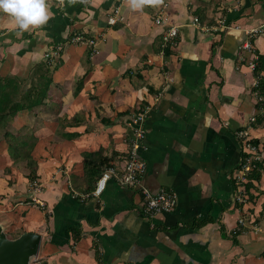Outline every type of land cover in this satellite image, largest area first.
Masks as SVG:
<instances>
[{
    "label": "crops",
    "instance_id": "obj_1",
    "mask_svg": "<svg viewBox=\"0 0 264 264\" xmlns=\"http://www.w3.org/2000/svg\"><path fill=\"white\" fill-rule=\"evenodd\" d=\"M48 3V24L19 35L0 12V77L49 85L39 116L25 110L13 118L36 125L34 150L60 167L53 179L42 168L47 207L26 219L25 231L42 236L38 264H264V195L257 181L241 184L237 169L240 132L259 140L264 168V126L251 121L261 113L251 65L264 56V0H162L142 10L125 0ZM116 9L120 19L110 25ZM161 15L166 21L157 23ZM171 26L178 37L164 45ZM76 35L96 39L98 53L71 44ZM59 46L57 59L46 58ZM145 110L142 187L177 198L172 213L153 217L140 187L111 180L92 197L99 177L89 183L83 162L103 151L121 163L133 119Z\"/></svg>",
    "mask_w": 264,
    "mask_h": 264
},
{
    "label": "rangeland",
    "instance_id": "obj_2",
    "mask_svg": "<svg viewBox=\"0 0 264 264\" xmlns=\"http://www.w3.org/2000/svg\"><path fill=\"white\" fill-rule=\"evenodd\" d=\"M55 64L56 63L53 62L52 66L54 67ZM50 76H52V73H50L48 78H50ZM26 84L28 85L29 81H27ZM34 112L36 115L39 114L33 110V113ZM259 115H264V112H261ZM47 118L55 120L56 115L51 113ZM251 121L255 122V120ZM34 125L35 124H31V126L29 125V128L20 129L21 126L15 122V119H10L8 128L12 130V132H16L15 134L18 135V137H26L28 143H32L34 146L37 140L34 136L36 131L27 130L32 128ZM35 126L34 128H36ZM260 126H264V124ZM4 132L5 131H0V221L4 225L3 229L7 237L13 240L26 232V219L32 209H39L42 213L46 210L47 206L45 201L39 197V193L44 190L43 178H45V176L42 174V168L46 169L48 177L53 179L55 172L57 171H55V169L57 168L60 170V167H57L53 162L48 160V152L43 151L42 148L34 150V147H28V143L25 144L26 147L23 146L22 148H18L15 145L14 147L17 150L13 149L14 155L12 157L9 152V143L12 144L14 140L11 138L6 140ZM51 154L55 158L54 160L60 156L58 149L53 151ZM28 156L35 161L34 164H29V159L27 158ZM32 170L37 171V177L34 180H31L30 178ZM39 171L41 174L40 176L38 174ZM261 172H264V168ZM71 183L77 191L80 190V187L76 186L78 185L77 179L73 177L71 179ZM262 184H264V180L255 184V192L257 194L264 195V185ZM38 201L41 202L39 203ZM9 225H12V228L6 227ZM39 259L38 253V255L32 259L31 264H38Z\"/></svg>",
    "mask_w": 264,
    "mask_h": 264
},
{
    "label": "built area",
    "instance_id": "obj_3",
    "mask_svg": "<svg viewBox=\"0 0 264 264\" xmlns=\"http://www.w3.org/2000/svg\"><path fill=\"white\" fill-rule=\"evenodd\" d=\"M119 9L115 10V13L109 19L110 25H115L119 20ZM166 19L161 15L156 19L157 23H163ZM199 23L198 19H195L194 25ZM179 28L177 26H171L163 35L164 45H175V40L178 37ZM71 44H87L91 49V57L98 53L97 40L84 37L83 35H76L70 40ZM248 47V46H247ZM62 47H58L53 50L46 57L49 59H57ZM254 67V65H251ZM256 85V84H255ZM147 111L136 115L133 119V136L128 139V149L125 152V157L121 163H114L112 166L107 167L99 177L96 189L91 193L92 197L101 196L107 188L108 183L113 180L116 181L122 187H140L144 200V210L146 216H156L162 214L172 213L177 206V198L171 191L160 189L159 191L152 193L146 188L142 187L143 179L147 172V162L141 155V151L145 150L144 140L146 137V131L144 128V121ZM254 120V119H252ZM239 137L242 140L243 153L246 155L244 158L245 164L242 166L238 179L241 184H246L247 173L253 171L255 168L254 162H259L258 157L259 148L251 143V139L248 138L246 132H240ZM245 191V190H244ZM90 197V194L83 196ZM39 203L41 201H38ZM246 221L240 220L241 226L246 225ZM251 224L254 225L252 221Z\"/></svg>",
    "mask_w": 264,
    "mask_h": 264
},
{
    "label": "trees",
    "instance_id": "obj_4",
    "mask_svg": "<svg viewBox=\"0 0 264 264\" xmlns=\"http://www.w3.org/2000/svg\"><path fill=\"white\" fill-rule=\"evenodd\" d=\"M90 54L91 51H89V55ZM51 64H53V62L49 63V65ZM58 65L59 64L56 63L54 69H57ZM49 70L51 69L49 68ZM253 75L257 80V85L253 87V91L258 97L256 107L259 111L264 112V56L259 55L256 59L253 68ZM26 85L27 84L25 81L19 79L16 76L7 75L0 77V131H5L4 137L6 140H8V138L14 140L12 144L9 143V152L12 157L14 155L13 149L17 150L14 146L16 145L18 148H22L23 146L26 147L25 144H27L28 141L26 140V137H18V135L15 134L16 132H12V130L8 128L10 119L15 118L19 113L25 110L33 112L34 109L42 106L43 98L44 96L46 97V95H43V90L46 91L49 86L47 84L46 88L44 89L43 87H27ZM262 124H264V115H259L255 121V125L260 126ZM25 128H27V125L22 126L20 129ZM27 130L33 131V128ZM251 143L257 147L260 142L258 139H252ZM34 146L32 143H28V147L33 148ZM245 157L246 155L243 153L242 149L241 164L238 166V170H241L242 166L245 164ZM27 158L29 159L28 162L30 165L34 164L35 161L31 159L30 156H28ZM111 161L112 158L108 159L103 156V151H98L96 153H85L83 160L84 172L85 176L88 177V182L90 183L91 178L100 177L102 172L107 167H110L115 163V161H112L113 163ZM254 166L255 168L253 169V171L247 173V181L249 182H247V186L249 189L253 188V181L260 182L262 178L261 171H263V165L259 162H254ZM36 177L37 171L32 170V172L30 173L31 180H34ZM92 191L93 189L91 188V186H89L87 192L91 193ZM263 212L262 214H264ZM257 221H259V219L255 217V220L253 222L257 224ZM77 238H75V240Z\"/></svg>",
    "mask_w": 264,
    "mask_h": 264
},
{
    "label": "clouds",
    "instance_id": "obj_5",
    "mask_svg": "<svg viewBox=\"0 0 264 264\" xmlns=\"http://www.w3.org/2000/svg\"><path fill=\"white\" fill-rule=\"evenodd\" d=\"M69 2L75 3L76 0ZM81 2L86 3L87 0ZM125 3L133 10H142L145 6H157L162 0H125ZM0 12L6 14L16 25L18 35L43 28L52 17L48 0H0Z\"/></svg>",
    "mask_w": 264,
    "mask_h": 264
},
{
    "label": "water",
    "instance_id": "obj_6",
    "mask_svg": "<svg viewBox=\"0 0 264 264\" xmlns=\"http://www.w3.org/2000/svg\"><path fill=\"white\" fill-rule=\"evenodd\" d=\"M42 236L25 232L16 239H9L0 225V264H31L40 250Z\"/></svg>",
    "mask_w": 264,
    "mask_h": 264
},
{
    "label": "bare ground",
    "instance_id": "obj_7",
    "mask_svg": "<svg viewBox=\"0 0 264 264\" xmlns=\"http://www.w3.org/2000/svg\"><path fill=\"white\" fill-rule=\"evenodd\" d=\"M57 48H58V47H57ZM57 48H56V49H57ZM48 54H50V53H48ZM46 55H47V54H46ZM46 58H48V57H46ZM48 59H49V58H48ZM49 60H50V59H49ZM51 60H53V59H51ZM41 193H42V192H41ZM41 193H39V195H40Z\"/></svg>",
    "mask_w": 264,
    "mask_h": 264
}]
</instances>
